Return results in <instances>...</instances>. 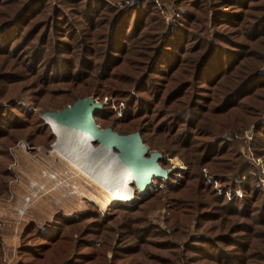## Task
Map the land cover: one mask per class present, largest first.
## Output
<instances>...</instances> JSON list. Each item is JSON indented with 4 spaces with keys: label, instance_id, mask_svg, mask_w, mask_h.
I'll return each mask as SVG.
<instances>
[{
    "label": "rangeland",
    "instance_id": "obj_1",
    "mask_svg": "<svg viewBox=\"0 0 264 264\" xmlns=\"http://www.w3.org/2000/svg\"><path fill=\"white\" fill-rule=\"evenodd\" d=\"M245 2L238 26L223 35L232 42L215 49L201 70L210 71L216 55L227 77L198 85L185 75L196 66L192 38L201 29L214 32L207 12V20L180 23L190 37L175 49L181 62L170 68L173 80L161 79L168 73L162 62L154 64L157 76L138 85L163 44L151 35L171 31L187 11L178 0H0V218L18 223L17 234L16 224L7 229L1 257L10 264H94L83 254L104 248L106 264H264V0ZM194 13L203 17L200 8ZM111 31L121 48L107 42ZM230 49L239 60L226 70L225 62L235 61ZM186 78L183 100L165 108L167 89ZM159 87V103L135 101L149 100ZM84 97L102 103L94 114L101 128L141 127L149 150L172 168L144 199L131 186L129 201L112 198L59 157L43 115ZM192 113L196 127L186 124ZM184 131L189 135L179 139ZM208 141L213 152L205 154ZM212 153L217 159L207 163ZM3 226L0 220V242ZM42 243L49 248L41 253Z\"/></svg>",
    "mask_w": 264,
    "mask_h": 264
},
{
    "label": "trees",
    "instance_id": "obj_2",
    "mask_svg": "<svg viewBox=\"0 0 264 264\" xmlns=\"http://www.w3.org/2000/svg\"><path fill=\"white\" fill-rule=\"evenodd\" d=\"M178 2H180V4H182L187 9V11L183 12L182 17H180L182 19L180 21H178V23H176L174 25L173 29L171 28V31L170 30L169 31L167 30L165 32L163 31L164 33L161 34L162 29H160L159 25H158V28L160 29V32L157 29L151 35L158 42H161L163 44H162V46L160 48V52H159V50H157L156 53L147 62V64H149V68H150L149 71H148V74L143 75V72H144L143 71L140 74V78L137 80L138 82L136 83V81H135V83L138 84V85H139V83H144L146 81V79H147L149 74H153L154 73V76H157L156 74L161 72V70L159 68L155 67L154 64H156V63L162 64V62H165L166 64H168V66H167L168 69L166 70V71H168V73L160 74V76H162L161 79L165 80V82H167V83L173 80L171 78V74L172 73H169V71L171 70L170 68H173L174 66H176V64L181 62V61H177L176 60L177 57L175 56L176 55L175 54V49L176 50L182 49V44H183L182 41L185 40L184 38H187L188 35L190 37V33L188 34L187 33L188 31L184 30L185 27L183 28V27L180 26V23H182L186 27H189V24L187 23L188 21L189 22H195V21L196 22L197 21L200 22L202 19L207 20V18H206V13L207 12L210 13V15L208 16L209 23H211L213 31L215 33L219 34V37L215 38L213 36V34H215L214 32L210 33V31H207L206 29H201L200 32H201L202 36H197V37L195 36V37L192 38V40H195L198 43L197 44L198 47H196V48L194 47L195 50L193 51L194 54H196V57H191V65L193 64V65H196V66L194 68V72H192V73L189 72V73H186L185 75H189L190 74L191 75V77H190L191 81H194L195 83L197 82L198 85H201L205 80H206L205 81L206 83H211L212 84L213 82H216L218 80V75L219 74H220V76H222L223 74L226 76V74H227L226 72H224L225 71L224 70L225 65H222V64L219 65V62H216L217 59L219 60L218 56H217V58H215L216 55L214 56V64L211 66V70L209 71L210 67H208L206 71L205 70L201 71V70H202L204 64H206L208 62H209L208 64H210L211 61H209V59L213 58V54H214L213 51L215 49L222 48L223 44L228 45L229 41L232 42L230 38H228V37L226 38L223 35L227 34L225 31L227 30L228 27H230V26H232V27L238 26L237 21L240 18V16L241 17L243 16V13H241V12L238 13V8H241L242 6L243 7L246 6L247 2H245V0H192V1H190V0H178ZM241 3H243L242 6H241ZM186 4H188L187 7H186ZM199 8H200V11L202 12L203 17L199 18V20H197V19H195L196 15H195L194 11H197V9H199ZM204 8H206L207 10H204ZM232 20H235V21H232ZM190 24H192V23H190ZM191 36H193V35H191ZM108 37L109 38H108L107 42H109V44L113 45V43L116 42L118 47L121 48L120 47V42L117 39V37L114 34V32L111 31V33H110V35ZM188 40L189 39H187V41ZM84 46H85V44H83V47ZM230 51L232 52L231 55L233 56L232 58H234L235 61H233L232 64L230 63V61H226L225 64H228L227 67H226V70H228L229 67L237 65L238 60H239V57L238 58L236 57V56H239L238 55L239 52L237 51V52L234 53L233 49L232 50L230 49ZM183 52H185V51H183ZM56 53L59 54V52H56ZM171 59H173L174 62L171 61ZM168 60H170V61H168ZM117 64H118V62L117 63L115 62L114 66H116ZM103 66L106 67L105 63L103 64ZM157 71H159V72H157ZM202 72H205V73H203V75L207 74L208 77L207 78L202 77V75H201ZM188 79L189 78H186L185 81H181L177 85V87H175L173 89L172 88H168L167 89L168 92L166 93L165 98H163V101H162L164 106H165V108L168 109L170 104H172L173 102H177L179 100H183V99H180V96L182 94H184V91L186 89H188V87H190V85H191V83H189V81H187ZM201 80H203V81H201ZM242 87L243 86L239 87L235 92L237 93V91L239 89H242ZM163 91H164V87H161V88L159 87V91L157 90L156 92H154L153 97H149V100H144L143 97H140V98L135 99V101H137L138 104H140V102H143L147 106H149L150 102H152V101H153L152 103L157 104V103L160 102L161 96L163 95V93H162ZM141 92L144 93V92H146V90H142ZM193 103H194V100H193ZM140 109H141V107L138 105L136 107L135 112H134V114H135L134 117H137V116L141 115V114H139L140 113ZM179 109L170 108L169 111L170 112H176ZM192 109H194V108L189 107V110H192ZM147 113L148 112L145 111L144 114H147ZM189 113H190V111H189ZM162 116L163 115L161 114L158 117L160 118ZM175 118H177V117H175ZM196 118H197V116H196ZM196 118H195V113H192V115L190 117L188 116V119H187V122H186L187 126L190 124L189 126H191V127L195 126L196 127L197 126V121H199ZM198 119H199V117H198ZM178 123L181 124V121H179ZM173 124L174 123L171 124V127H172ZM179 124L173 126V128L171 129L173 131L172 132L169 131L168 135L169 134L172 135L173 133H175L179 129ZM49 128H50V126H49ZM138 131L140 132L141 135L144 132L141 127L138 128ZM53 134H54V132H53ZM186 135H189L188 131H184V133H180L179 139H180V136H183L184 139L187 138ZM202 135H206L205 132L202 133ZM142 139H143L144 142L146 141L143 138V135H142ZM176 140H177V138L173 140V145H175V146L177 145V141ZM183 143H184V141H183ZM204 145H208V147H209L208 149L205 150V152H204L205 154L207 152H213L212 148H210V147H213L212 143L210 141H208L207 144H204ZM185 146L187 147L186 143H185V145H182L181 148H185ZM219 149H221V148H219ZM175 150H178V149H175ZM199 150H202V149H199ZM230 150H232V149H230ZM231 152H233V151H231ZM214 155H216V154L212 153V155H210L211 159H208L206 162L208 163V162L212 161V159L216 160L217 158ZM205 157H207V155ZM195 159L198 160V158H195ZM191 164H193V163H191ZM220 168H222V167H220ZM130 186L132 188V183L130 184ZM244 197L245 198H243V199L245 200L247 198V196H244ZM116 199L121 200V201L122 200H124V201L127 200L126 198H116ZM120 206H122L123 208L124 207L127 208V205H120ZM46 238H50V235H48V237H46ZM55 240L56 239H51L50 242L55 241ZM81 242H84V241H81ZM54 246H56V245H54ZM74 246L76 247L78 245L76 244ZM38 247L41 248V251H40L41 253L45 252L46 249L49 248V243H42L41 245H38ZM103 249L104 248H100V249H98L96 251H91L89 253H85V254H83L82 257L86 258L85 260L88 261V262H94V264H106L107 260L104 257ZM24 252H26V251H24ZM35 252L36 251L33 252L34 257L36 256L39 259L40 256H41V253L40 252L35 253ZM0 253H1V245H0ZM30 253H31V251H30ZM115 258H116V255H115V252L113 250V255H112L111 259L114 260ZM0 259H1V256H0ZM34 261H35V259L32 260L31 262H34ZM65 263H68V262L66 261ZM111 263H113V262H111Z\"/></svg>",
    "mask_w": 264,
    "mask_h": 264
},
{
    "label": "water",
    "instance_id": "obj_3",
    "mask_svg": "<svg viewBox=\"0 0 264 264\" xmlns=\"http://www.w3.org/2000/svg\"><path fill=\"white\" fill-rule=\"evenodd\" d=\"M101 107L102 103L92 97H84L77 98L72 105L65 106L61 111L51 113L56 114L65 124L86 130L93 136V142L112 151L133 174L134 193L137 192L144 199L147 190L154 186V179L167 180L172 168L162 167V153L149 150L139 131L119 133L109 126L101 128L94 119L95 112Z\"/></svg>",
    "mask_w": 264,
    "mask_h": 264
},
{
    "label": "bare ground",
    "instance_id": "obj_4",
    "mask_svg": "<svg viewBox=\"0 0 264 264\" xmlns=\"http://www.w3.org/2000/svg\"><path fill=\"white\" fill-rule=\"evenodd\" d=\"M43 118L58 138L60 146L57 153L63 162L97 184L112 198L131 197L132 189L129 186L133 184L134 176L112 151L103 145H98L93 151L94 138L90 133L65 124L54 113L45 112Z\"/></svg>",
    "mask_w": 264,
    "mask_h": 264
},
{
    "label": "crops",
    "instance_id": "obj_5",
    "mask_svg": "<svg viewBox=\"0 0 264 264\" xmlns=\"http://www.w3.org/2000/svg\"><path fill=\"white\" fill-rule=\"evenodd\" d=\"M0 212H2L1 210H0ZM9 214H10V211H9ZM12 214V213H11ZM6 214H4V216H5ZM0 220L2 221V224L4 225L3 226V230H4V234H3V236H2V242H0L1 244H3V237H4V235L5 234H7V229H9V228H15L14 227V224H16V222H13L12 220H7L6 218L4 219V217H2V218H0ZM19 228H21V227H19ZM15 231V234H17V232H18V223L16 224V230H14ZM4 245V244H3ZM5 246V245H4ZM6 247V246H5ZM5 251V250H4ZM5 256V258H7L6 257V255H4ZM2 258V257H1ZM8 259V258H7ZM9 260V259H8Z\"/></svg>",
    "mask_w": 264,
    "mask_h": 264
},
{
    "label": "built area",
    "instance_id": "obj_6",
    "mask_svg": "<svg viewBox=\"0 0 264 264\" xmlns=\"http://www.w3.org/2000/svg\"><path fill=\"white\" fill-rule=\"evenodd\" d=\"M130 199H128L129 201ZM0 264H10V260H7L5 257H2L0 259Z\"/></svg>",
    "mask_w": 264,
    "mask_h": 264
}]
</instances>
